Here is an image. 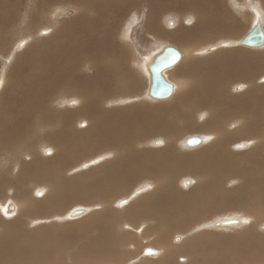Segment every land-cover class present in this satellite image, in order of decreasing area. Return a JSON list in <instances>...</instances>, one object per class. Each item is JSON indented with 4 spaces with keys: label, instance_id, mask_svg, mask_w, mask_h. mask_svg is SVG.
<instances>
[{
    "label": "bare ground",
    "instance_id": "bare-ground-1",
    "mask_svg": "<svg viewBox=\"0 0 264 264\" xmlns=\"http://www.w3.org/2000/svg\"><path fill=\"white\" fill-rule=\"evenodd\" d=\"M50 1L53 3V0ZM77 1L80 3L84 0ZM93 1V3H87L82 7L77 5L80 9L79 15L77 7L74 6L62 12V17L65 15L70 18L75 15L73 17L75 18L78 15L75 19L72 18L73 20H59L60 12L57 11L54 20L50 23L46 16L43 17L37 13L38 24L49 23L50 25L37 28L40 30V35H43L40 37L36 34V29L28 26L27 30L30 31L29 34H32V39L30 41L26 39L24 44L27 43V46L32 42L33 45L21 56L18 54L22 49L15 54V65H12V71L21 62L23 66L26 58L33 56L34 52L36 53L34 49L44 46L50 47L55 42V35L58 30L68 25L69 29L61 30V32L68 34L70 30L79 25L78 23L82 18L86 17L87 12L97 11L98 7L103 5L100 0ZM123 1H126L127 7L132 5L134 7L144 3L145 0ZM146 1L149 2V0ZM161 1L162 4H167L169 8L180 9L184 6H190L192 15L196 17H190V25L193 22L194 25L202 22L200 8L203 7L204 24L213 28L215 26L220 28L221 26L220 30L214 29L216 32L218 30L229 31V33L239 32L237 35L239 36L244 33L245 27L253 23L251 29L258 19L261 20L264 30V16L258 10L259 6L264 8V0H259L258 3L253 2L255 21L254 17L245 15V7L242 2L233 1L234 6L242 13V17L238 19L235 14L229 12V6L225 8V0ZM250 1L247 0L246 3ZM5 2L7 6L9 0H1L0 2L3 8H6ZM151 2L152 5L155 4V0H151ZM15 5L17 6V4ZM7 8L10 9V5ZM8 9H3L2 12L8 11ZM154 9L153 7L150 8L152 19L155 17L154 14L161 10L158 4L154 5ZM183 10L189 11L187 8H183ZM50 14L52 15V12ZM24 16H26V22L22 29L25 32L26 23L30 24L31 20L29 14ZM241 18H247L248 21ZM100 20L101 18L95 22ZM174 24L176 26L177 21L173 18H169L166 22L169 28H174ZM108 27L109 25L105 26V28ZM180 27L181 29H178ZM180 27L176 30L169 29L171 31H167V34L176 42L179 41L181 47L167 43L162 44L157 50L148 53V56L143 55L137 63L138 66H143L148 78V80L143 79L145 84L142 92H145L146 96L154 101L168 100L166 102L170 101L171 103V105L161 108V112H165L167 115L159 116L158 119L143 117L141 113L130 110L131 108L116 111V115L110 117L109 111L114 108H106L105 101H103L108 98V96L107 98L103 96L110 83L107 81L99 86L91 84L93 80L104 77V74L111 75L114 67H117L115 70H119L122 66L118 62L119 56L118 58L114 57L111 65L101 63L103 60L99 61L101 64H87L79 57L69 59L78 66L82 63L89 66L88 68L84 66L78 71L73 67L76 73L72 81L68 79L70 73L67 70H64L63 74L57 76L56 79H51L49 74L43 75V79H46L48 84L58 83V88H48L52 92L58 90L50 101L48 99L49 92L46 88L36 90L38 91L36 96L33 95L36 92H34L35 88H31V91H28L29 93L21 98L11 97L9 93L1 91L0 118L2 116L5 133L0 136V215L2 214L7 220H13L17 216L18 218L13 221H0V246L7 248L6 253L0 254V264H62L61 262H64L65 259L70 264H244V261L264 258V234L255 237L248 229H244L241 234H238L237 239L231 241V238L226 236L204 233L206 223L193 225L194 222L201 220L209 208L211 209L215 205L218 208L225 206L227 208L242 207L241 209L245 208L246 210L248 206H252L259 217H224L214 221V227L241 225L242 227H240L243 228L252 224L250 228L260 227L264 229V157H259V159L251 157L249 159L250 152H239L235 156L231 153V146L234 148L235 144L233 143L234 140L245 134H252L253 136L248 140L254 144L257 143L254 151L250 149L252 152H264V113L260 115V110L264 108V84H260V81L257 83L259 77L255 80L256 83H253V79H250V75L245 71L238 72L234 69L236 66L244 67V70L253 68L252 71L262 74L259 80H264V44L258 47H246L241 44L240 41L250 31L249 29L238 40L221 42L216 47H232L234 49L210 54L211 56L209 55L210 57L203 61L201 67L197 57L204 55L203 52L205 51L203 50L207 46L200 43L205 46L204 49L200 50L194 40L186 38L188 30L191 31L195 28L188 27L187 29L184 25ZM203 27L205 28H203L204 33L202 35L210 33L205 25ZM51 31L54 32L52 36H44ZM127 33V39H129L128 29ZM37 36L38 38H36ZM4 37L5 34L0 36V48L2 42L6 41ZM41 38L43 40L35 43ZM9 43L12 44V40ZM185 43L187 45L183 46L182 44ZM14 46L15 43L6 49L3 48V51L0 50V56L10 54L11 50L17 52L16 46L11 49ZM166 46L177 48L181 53V59L173 67L163 71L164 77L173 87L166 98L157 99L150 96L149 93L151 73L148 65ZM111 49L106 50L105 53L119 54V48L116 44L112 45ZM210 49L212 51L214 47ZM91 52L89 51V53ZM80 54L87 58L83 51H80ZM61 55L63 56L62 61L65 62L64 54ZM188 58L191 67L184 65ZM48 60L53 63L55 68V57H48ZM183 60L185 63L179 67ZM5 61L7 63L8 59ZM4 65L7 66L5 63ZM177 67L179 68L177 69ZM4 69L0 73V88L12 76L8 66L7 70ZM175 70L177 71L173 77ZM120 73L123 76L125 70H121ZM246 78L252 81L248 83ZM108 79L111 80L109 77ZM33 80L38 81V78L32 76L31 81ZM113 80L117 81L116 78ZM127 81L129 82L128 86H136L135 81L129 79ZM232 81L248 83L249 88L246 91V85L238 84L236 89L241 93L236 94L234 92L232 94V85L234 84ZM130 88L124 95L130 97L131 102L143 98L142 92L131 93L133 87ZM111 90L113 89L111 88ZM60 91L67 94V97L63 95L66 98L64 101L66 102L68 99V105H72V108L65 109L63 107L65 103L60 98L63 97L60 96ZM176 95H178L177 99ZM30 96L33 100L30 99ZM119 96L117 97L119 98ZM126 96L123 98L127 99ZM121 100L117 102L119 103ZM54 102H59L60 107H53ZM112 104L114 103H108L110 107ZM65 105L67 106V103ZM120 108L122 107L120 106ZM36 109L43 111L38 117ZM138 109L143 108L138 107ZM152 110L155 109L150 108V111ZM153 113L157 114L158 111L155 110ZM109 120H112L115 126L110 125ZM155 121L162 124L163 127L158 128V131L163 136L161 139L154 140V145L165 144V146L159 149H147L148 152L140 151L146 148L138 147L137 144L147 141L149 124H153ZM31 122L32 125L29 126ZM242 123L244 124L242 125ZM87 124L92 125L91 129H87ZM81 126L86 129H82ZM185 129L187 132L204 131V133L203 135H191L202 137V142L194 145L197 147L186 145L184 147L188 151L180 153L177 140L181 135L179 132H183ZM116 130H119L118 135ZM208 132L214 133L215 136L209 137ZM88 134L92 135L88 140L94 147L92 149L97 151L102 145L103 151L106 153L82 163L80 168L84 173L79 175V185L73 186V179L66 178L70 170H60V167L55 169V167L51 168L50 166L56 160H66L65 155L68 154L66 152L68 149L72 155L77 151L80 153L81 147L79 145L82 144L83 138ZM78 135L79 137H77ZM153 135L155 136V133L151 134V137ZM63 140L70 141L71 145L68 149ZM206 141L204 147L202 144ZM2 142L4 143L1 146ZM250 143L242 141L237 147L244 148L250 146ZM135 145L137 149L134 147ZM76 148L78 150L74 151ZM53 152L54 154H52ZM105 159L107 162L99 165ZM245 160L250 162L245 165L236 164V161ZM45 166L49 168H45ZM179 167H187L189 171L197 174V187H188L193 185L196 179L187 178L181 181L188 188L187 191L184 192L177 188L178 177L180 174L185 175L186 173V170H179ZM42 170H44V174ZM106 171L110 172V177L108 180H102L98 175ZM139 177L143 181L140 186L129 193L126 198L118 200L114 204L127 206L133 202L131 207L125 209L128 217L131 214L130 208L137 213L143 207V211L138 214V222H141L140 219L143 215L147 216L148 227L144 231L138 228L136 222H132L133 225H130L131 221L128 222L127 218L120 220V216L124 212H118V214L111 209L106 210V207L113 202L108 200L113 195L112 193L117 192L119 187H123L125 190H122L123 193L120 195L125 194L128 191L127 186L137 181ZM35 178L39 180H35ZM252 190L258 191L252 193ZM10 192L12 194H9ZM8 197H16L17 203L13 199L6 200ZM67 202H94L93 204H98L101 211L95 212L97 207L89 204L86 207L72 208L65 214V217L61 212L65 211L62 207ZM8 205L9 207L13 205L10 214L5 212V207ZM76 208H84L85 212L73 217L70 213ZM58 213L60 214L57 215ZM83 215H87V217ZM81 216L86 219L77 223V226L73 224L76 227L69 228L70 231L65 234L66 237H63L64 234L59 232L61 226H49V223L55 219L62 220L68 217L79 220L83 218ZM230 218H237L241 222L232 225L221 223ZM39 222L42 225L37 226ZM126 222H128L127 227H125ZM189 225L192 226L189 227ZM131 229L139 233H130ZM172 231L175 233L171 238L170 249L163 241L167 233ZM151 232L153 235L149 236ZM188 232H192L193 235L190 236ZM176 240L179 242H175ZM128 242L132 244V250L129 248ZM146 243L147 245H154L156 248L145 246ZM182 250H184V254L178 257L177 252ZM159 253L164 256L160 257L158 261L152 262L145 258V256L153 257ZM175 255L177 257L173 259ZM240 255H245L248 258H244L242 262L238 259ZM246 264L254 263L247 262Z\"/></svg>",
    "mask_w": 264,
    "mask_h": 264
},
{
    "label": "rangeland",
    "instance_id": "rangeland-1",
    "mask_svg": "<svg viewBox=\"0 0 264 264\" xmlns=\"http://www.w3.org/2000/svg\"><path fill=\"white\" fill-rule=\"evenodd\" d=\"M5 1H7V0H5ZM12 1H14V2L12 3ZM225 1H224L225 2V8L227 6H229V9H230L229 12L231 14H235L238 17V19H240V17H242V13L237 10V8L234 6L233 1L234 2H242V4L245 7V15H247V17H254V21H255L256 16H254V13H253V9H254V3L253 2L258 3L259 0H251L248 3H246L247 0H229V1L225 0ZM0 2H1V0H0ZM18 2H20V3H18ZM93 2H94L93 0L92 1L91 0H84V1H81L80 3L77 0H53V3L50 0H41L40 2L38 0H9L7 6H6V2H5L6 8H3L2 4H0V36L2 34H5L4 38H6V41H4V43L2 42L0 50L3 51L2 50L3 48L6 49V48H8V46L10 47L13 43H15V46L17 47V52H13V50H11V53L8 54L9 56L8 55H1L2 57L0 56V73H1L3 68H5L4 70H7V66H8L10 68V71L12 74V76L9 79H7V83L3 84L2 87L0 88V93L3 90L6 93H9L11 95V97L15 96V98H21L22 96H26L29 93L28 91H31V88H35L34 92L36 90L41 89V88H46V90L49 92L48 99L50 101L52 96L58 90H55L52 92V91H49L48 88H58V83L48 84L46 79H43V75L47 76V74H49L51 79H56L57 76L59 77L61 74H63L64 70H67L70 73L68 79L70 81H72L76 71H78L79 69H83L84 66L86 68H88L89 66L87 64H90V63L101 64L104 62V64H107V65L110 64L111 65V63H113V60L115 58H118V56H119L118 62H120L123 67L121 66L119 68V70H115L117 67H114L112 69L111 75L110 74H104L105 75L104 77L100 78L99 80H97V79L93 80V82L91 84L93 86L94 85L99 86V85L106 83L107 81H108V83H110V84H108V85H110L109 88H107V90L105 89L106 93L103 96L105 98H107V96H108V98L106 100L105 99L103 100V101H105L104 105L106 106V108H108V109L114 108L113 110L109 111V113H111L110 117H114L116 115V111H121L123 109L126 110V108H131L130 110H132L133 112L141 113V115L143 117L146 116V117H151L153 119L154 118L158 119L162 115L164 116V114H165V112H161V108L169 106V105H171V103H170V101L166 102L168 100L154 101V100L148 98L146 96L145 92H142V90L144 88V84H145V81L143 79L145 78L148 80V78H147V74L145 73L143 66L140 67L137 65V63L140 61V59L143 57V55L148 56L147 55L148 53L150 54L151 52L157 50L162 44H166V43L167 44H173L175 46L177 45L178 47H181V43L179 41H177L178 42L177 43L175 40L171 39L169 37V34H167V31H171L172 29L176 30L178 27L184 25L187 27V29H188V27L195 28L191 31L188 30L186 38H188L190 40H194V42L197 44V46L200 48V50L204 49V47L207 46L206 49L203 50V51H205V52H203L204 55L202 54L203 56L197 57V61L199 62V65L202 67L203 61L205 59H207L208 57H210L211 56L210 54L220 53L221 51H226L227 49H234L232 47L222 48V47H216V46H218L221 42H223L225 40H238V39H240L242 36H244L247 33V31L250 29L251 25L253 24L252 23L250 26L248 25L249 27L248 26L245 27L244 33L242 35L237 36L239 32L229 33V31H225V32L219 31L221 26H220V28H219V26H215L214 28L213 27H207V25L204 24V16L205 15L203 13V7L200 8V11L202 12L201 13L202 22H200L199 24H195V25L193 22L190 25V23L188 22V20L189 21L191 20L190 17L196 18L194 15H192V11L190 10V6H184L183 8H187L189 10V11H185V10H183V8H180V9L173 8V7L169 8V7H167V4H165V3L162 4L161 0H158V1L155 0L154 5L158 4L160 6L161 10H158L157 13L154 14V16H155L154 19H152L151 14H150V8L153 7V9H154V5H152L151 0H149V2H147L145 0L144 3L139 4L137 6H134V7H132L133 5L131 7H127L126 1H123V0H100V2L103 5H100L98 7L97 11L91 10L89 13L87 12L86 17L82 18L79 21V23H78L79 25L76 26V28L74 27L72 30H70L68 32V34H66L65 32H61L62 29H69V26L65 25L62 29L58 30L57 34L55 35V42H53L50 45V47L44 46L41 48H36L37 50L34 49L36 51V53L34 52L33 56L27 57L25 62L23 61L24 62L23 66H22V62H21L20 65L17 66L12 71L11 67L13 64L15 65V54L19 53L20 50L22 49L21 52L18 54L21 56L25 51H27V49L30 46L33 45L32 42H30L27 46H26L27 43L24 44V41H26V39H27V41L28 40L30 41L32 39V34H29L30 31L27 30L28 26L37 30L38 27L40 28L44 25V24L43 25L38 24L39 19H38L37 13L42 15L43 17L46 16L49 19L50 23L54 20V17H55V14L57 11L60 12L59 16H58L59 20H65V21H66V19L73 20L76 17H78V15L80 14V9L77 5L82 7V6L86 5L87 3H93ZM15 4H17V6ZM8 5H10V9L7 8ZM72 6L77 7L78 15L75 18H73L75 15L73 17H70V18L66 17L65 15H64V17H62L63 16L62 12L68 10ZM205 6H208V5H205ZM2 8L6 9V10L8 9V11L4 10L5 12H2V10H3ZM86 10H88V9L86 8ZM258 10L264 16V8L262 6H259ZM51 12H52V15L50 14ZM27 14H29L31 22H30V24L26 23V26H25L26 31L24 32V30L22 29L25 25V22H26L25 21L26 16H24V15H27ZM100 18H101V20L99 22H95V20H98ZM169 18H173L177 21V25L176 26H175V24L173 25V26H175L174 28L167 27L166 22ZM241 19H245L248 21L247 18H241ZM34 20H35V22H34ZM37 21H38V23H37ZM246 24H248V23H246ZM48 25H50V24L46 23L44 26H48ZM106 25H109V27L105 28ZM203 25H205L210 32L207 35H205V34L202 35V33H204L203 28H205V27H203ZM127 29L129 31V39H127V37H128ZM169 29H171V30H169ZM178 29H181V27ZM214 29H219V30H218V32H216V31H214ZM242 30H241V32H242ZM82 31H84V32H82ZM36 34L39 35V37L43 36V35H40V30H37ZM53 34H54V32L52 33V31H51L50 33H48V35L46 34L44 36L50 37ZM131 34H132V36H131ZM179 34H181V33L179 32ZM6 35H7V37H6ZM124 36H126V37H124ZM36 38H38V36ZM35 39H33V40H35ZM133 39H134V41H133ZM10 40H12V44H10V43L8 44V42ZM41 40H43V38L36 40L35 43H38ZM102 42H104V43H102ZM108 42H109V44L107 45ZM200 43L205 44V46L201 45ZM115 44L119 48V54L120 55L119 54H111L110 52L105 53L106 50H112L111 46L115 45ZM182 45L186 46L187 43L182 44ZM15 46L12 47L11 49H14ZM211 47H214V49H213L214 51L213 50L211 51V49H210ZM135 48H137V49H135ZM215 48H217V49H215ZM18 49H19V51H18ZM252 49H259V48H252ZM150 50H152V51H150ZM80 51H83L86 54L87 58L83 57L80 54ZM89 51H92V52L89 53ZM67 52H68V54H67ZM61 54H64L65 62L62 61L63 56ZM51 56L55 57V60H54L55 61L54 62L55 68L53 67V63H51L50 60H48V57H51ZM75 57L82 58L83 62L86 61L85 63H87V64L82 63L80 66H78V64H75V62H72L73 60L72 61L69 60V59L75 58ZM120 57H121V59H120ZM6 59H8L7 63L5 61ZM69 61H71V62H69ZM99 61L100 62L102 61V62L99 63ZM183 61L180 63L179 67H181V65L185 63V60H183ZM186 62L187 63L184 65L191 67V63L189 62V58ZM4 63L7 66H5ZM65 63H66V65H64ZM70 66H72V67L69 68ZM64 67H65V69H64ZM73 67L75 68L76 71L74 70ZM77 67H78V69H77ZM179 67H177V69ZM196 67L198 68L197 64H196ZM66 68H68V69H66ZM234 69H235V71H238V72L245 71L247 74L250 75L249 78L253 79V83H256L255 80L258 77L260 78V76H262L261 73H258L256 71H252L253 68H248L247 70H244V67L236 66ZM121 70H125V73L123 76L120 73ZM176 71L177 70H175L173 72V77H175ZM28 74H30V76H28ZM108 75H110V76H108ZM32 76L37 77L38 81H34V80L31 81ZM106 76L111 78V80L108 79V77L106 78ZM124 77L126 78V80ZM115 78L117 79V81L116 80L112 81V79H115ZM249 78H246L248 80V83L252 81V80L249 81ZM259 78L257 79V83H258V81H260V84H264V80H261V79L259 80ZM128 79L130 81H135L136 86H128V84H129V82L127 81ZM241 80H244V79H241ZM261 81H262V83H261ZM232 82L234 83L232 85L233 86L232 94H234V92L236 94L241 93V92H239V90L236 89V86H238V84H244L246 86L248 84V83H244V82H236V81H232ZM130 87H133V89L130 91L131 93L142 92L141 95L143 96L144 99L141 97V99H137V100H134V102H131L132 100H130V97L124 95L126 93V91L128 92V90L131 89ZM111 88L113 90H111ZM248 88L249 87L247 86L246 91L248 90ZM81 89H84V88H81ZM102 92H104V91L102 90ZM242 92H245V91H242ZM36 93H38V91H36L33 95L36 96ZM61 93H63V92L60 91V96L64 95L67 97L66 93H63V94H61ZM122 95H124L123 97L126 96L127 99H124L122 97ZM238 95H240V94H238ZM64 96L60 97V98H62L63 103H65V104L67 103V106L65 104H63V107H65V109L66 108L67 109L72 108L73 107L72 105H68V102H67L68 99L66 100V102L64 101L66 99ZM117 96H119V98ZM112 97H114V98H112ZM175 97L177 99L178 95H176ZM121 98H122V100H121ZM30 99L33 100L31 96H30ZM119 100H121V101L118 103L117 101H119ZM160 102H166V103H160ZM108 103H114V104H112L111 105L112 107H110V105H108ZM59 105H60L59 102L53 103V107H56V106L60 107ZM115 105H116V107H115ZM117 105H119V106H117ZM120 106L122 108H120ZM138 107H142L143 109L139 110ZM150 108L155 109L156 111H158V113L154 114L153 112L155 110L150 111ZM63 109L64 108H62V110ZM36 112L38 114L37 115V117H38L39 114L43 111H39V109H36ZM263 113H264V108H262L260 110V115H262ZM175 114L178 115L177 112H175ZM165 115H167V114H165ZM2 120L3 119L1 116V118H0V136H2L3 133H5L4 123L2 122ZM109 124L112 126H115L114 122L112 120H109ZM243 124L244 123H242V125ZM31 125H32V122L29 126H31ZM91 126L92 125L87 124V129H89V128L91 129ZM149 126L150 127H148V134L146 136V138H148L147 139L148 143H147V141H145V142L137 144L138 147L146 148L144 150H140L143 152L144 151L148 152L147 149H154V148L159 149V148H162L165 146V144H161V145L156 146V145H154V142H153L156 139L162 138L161 136H163V135L160 134V132L158 131V128L163 127L162 124H159L157 121H155L153 124H149ZM81 128H82V126H81ZM82 129H86V128L84 127ZM152 132L155 133V136L153 135L151 137V134H154ZM203 133H204V131L203 132L202 131L187 132L186 129L183 132H179V134H181L177 140V147H178L179 152L184 153V152L188 151L184 147V146H186V144L184 143L185 142L184 140L188 136L200 135V134L203 135ZM208 133H209V137H213V135L215 136V134L212 132H208ZM116 134L117 135L119 134V130H116ZM89 135L90 134L86 135L83 138L82 144L79 145V147H81V149L79 151H81V152L77 153L78 152L77 151L73 155L70 153V151L68 149L69 146L71 145L70 141L68 142V140H65V141L63 140V143L66 146H68L67 147L68 150L66 151V152H68V154L65 155L66 160H61V161L56 160L50 166L51 168L55 167V169L60 167V170H63V169L70 170V172L68 173V176L66 178L67 179H73V181H72L73 186L79 185V183H80L79 175H80V173H84V171H82V169L80 168L82 163H84L87 160H90L91 158L93 159V158L98 157V156H103L106 153V151H103L102 145L97 149V151L93 150L94 147L91 145L90 142H88V140L92 137V135H90V136ZM252 136H253L252 134H245V135H242L241 137L235 139L233 142V143H235L234 148H232V146H231L232 155L235 156L236 153H239V152H243V153L250 152L251 155L248 156L249 159L251 157L257 158V159H259V157H264V152H261V151L260 152L259 151L252 152L251 151V150L254 151V149L257 147V143L254 144V142H252L251 140H248ZM77 137H79V135ZM242 141L251 142L250 146H246L244 148L237 147L239 142H242ZM3 143L4 142H2L1 146L3 145ZM206 143H207V141L202 145L204 146ZM255 145H256V147H255ZM134 147L137 149L136 145ZM194 147H197V146H194ZM76 150H78V148H76L74 151H76ZM195 151H192V152H195ZM52 154H54V152ZM106 162H107V160L105 159L99 165L105 164ZM249 162L250 161H248V160L236 161V164L245 165V164H248ZM99 165H97V166H99ZM46 167H48V166H45V168ZM178 169L179 170H186L185 175L180 174V176H179L180 178L178 177V183L176 184L178 189H180L184 192L187 191L188 188H186V186H184V184L181 183V181H183L187 178L188 179L194 178V180L196 179L195 183H193V185L188 186V187H190V188L191 187H197L198 177H197V174L195 172L189 171L187 167H185V168L179 167ZM42 172L44 174V170H42ZM98 176L102 180H108V178L110 177V172L106 171V172L99 174ZM35 180H39V179L35 178ZM142 182L143 181L141 180V177H139L137 179V181H134V183H131L127 186L128 191L122 195H120V194L123 193L122 190H125V189L123 187H119L118 191L112 193L113 195L109 197L108 200L113 201V202L111 203V205H108L106 207V210L108 211V209L109 210L111 209L112 211H115L116 213H118V212L123 213L124 212V214L122 216H120V220L127 218L128 222L131 221L130 225H133L132 222H136V225L138 226V228L141 229L142 231H144L148 227L147 216L143 215L140 219L141 222H138V218H139L138 214L143 211V207H141L140 211L137 213L132 211V209L130 208L131 214H130V217H128L125 213V209L131 207L133 202H130L129 203L130 205H127V206H117L116 204H114L116 201L126 198V196L129 193L136 190ZM248 190H251V189L248 188ZM120 191H122V192H120ZM257 191L258 190H252V193L257 192ZM9 194H12V193L10 192ZM140 198H142V197H140ZM0 199H1V196H0ZM8 199H10V200L13 199L16 202V197L15 198L8 197L6 200H8ZM67 203H69V204H67ZM67 203L65 206L62 207V208H64L63 211L65 210L64 212H61V214L63 216H65V214L68 213L74 207H77V206L86 207V206H89V204L95 205L97 207V209L94 210L95 212L101 211V208L98 207V204H93L94 202H91V203H87V202H77V203L71 202L70 203V202H67ZM6 208H7V206L5 207V212H6ZM226 208H227V206L222 207V208H218L217 205H215L211 209L209 208L204 213L201 220H199L198 222H194L193 225H201V224L206 223L205 225H207V226H206V228H204L205 229L204 233H210V234L215 235V236H226V237L231 238V241L237 239L238 234H241L242 230H244V229L245 230L248 229V231L251 232L253 234V236H255V237H256V235L263 236L262 234H264V229H262L260 227L259 228H254V227L250 228L252 226V224L247 226L248 228L247 227L241 228L242 227L241 225H234V226H229V227L217 226V228H216V226L214 227V225H213L214 221L219 220V219L224 218V217H235V216H238V217L257 216V217H259V215H257L255 213V208L252 206H248L247 210L245 208L241 209L242 207L227 208V209ZM95 212H93V213H95ZM6 214H8V213L6 212ZM59 214L60 213H58L57 215H59ZM83 216H81V217H83ZM84 217H87V215ZM84 217L79 219V220H73V219L68 218V217H67V219H62V220L61 219H55L53 221L50 220L51 222L49 223V226H55V227L61 226L59 232L64 234L63 237H66L65 234L70 231L69 228L74 227L75 225H73V224H76V226H77V223H81L83 220L86 219ZM17 218H18V216L15 219H17ZM15 219H13V220H15ZM74 219H76V218H74ZM13 220H7L6 217H4L2 214L0 215V221H2V222L13 221ZM128 222L125 223L126 224L125 227H127ZM40 225H42L41 222L37 223V226H40ZM191 226L192 225H189V227H191ZM134 232L139 233L138 231H135L133 229L130 230V233H134ZM174 233H175V231L168 232L166 238L163 241L166 243L167 247H169V248L172 244L171 238H172V235ZM188 233L190 236L193 235L192 232H188ZM147 234H148V232H147ZM150 235H153V232H151V234H149V236ZM175 242L178 243L179 241L176 240ZM123 243H126V242L123 241ZM128 244H129V248H131V250H132V244H130L129 242H128ZM145 246H150L153 248L155 247L154 245H151V244L147 245V243L145 244ZM6 250H7L6 247L0 246V254L6 253ZM185 250H188V249H185ZM161 254L162 253H159L158 255H155L153 257L145 256V258H148L149 261L155 262V261H158L160 259V257L164 256L163 254L162 255ZM183 254H184V250H182L181 252H177L178 257L182 256ZM177 255H175L173 257V259H175V257H177ZM259 257H263V256H259ZM244 258H248V257L245 255L238 256V259L242 260V262L244 261ZM142 260H143V258H142ZM247 262L254 263V264H260V263H264V258H258L255 260L244 261V264H246ZM61 263L62 264H70L66 259L64 262H61Z\"/></svg>",
    "mask_w": 264,
    "mask_h": 264
},
{
    "label": "water",
    "instance_id": "water-1",
    "mask_svg": "<svg viewBox=\"0 0 264 264\" xmlns=\"http://www.w3.org/2000/svg\"><path fill=\"white\" fill-rule=\"evenodd\" d=\"M241 44L250 47H258L264 44V30L262 29V22L260 19L254 24L250 31L240 41ZM181 59V53L173 46H166L161 53H158L153 61L148 65L151 73V84L149 93L150 96L157 99L166 98L172 91V84L166 80L163 75V71L173 67ZM202 142V137L191 136L186 139V145L194 146ZM125 202V200H124ZM13 210V205L6 208V212ZM85 212L84 208H76L71 211L70 215L75 217ZM240 220L237 218H230L221 222L223 225L240 224ZM220 223V224H221Z\"/></svg>",
    "mask_w": 264,
    "mask_h": 264
},
{
    "label": "snow or ice",
    "instance_id": "snow-or-ice-1",
    "mask_svg": "<svg viewBox=\"0 0 264 264\" xmlns=\"http://www.w3.org/2000/svg\"><path fill=\"white\" fill-rule=\"evenodd\" d=\"M189 23H191V21H189ZM75 103V102H74Z\"/></svg>",
    "mask_w": 264,
    "mask_h": 264
}]
</instances>
